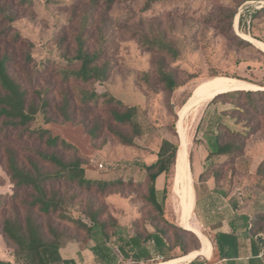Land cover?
<instances>
[{
    "label": "rangeland",
    "instance_id": "rangeland-1",
    "mask_svg": "<svg viewBox=\"0 0 264 264\" xmlns=\"http://www.w3.org/2000/svg\"><path fill=\"white\" fill-rule=\"evenodd\" d=\"M8 1V5L16 10V19L11 23L12 33L17 32L21 40L14 43L9 37L0 36V52L10 55V70L27 90V102L33 101L40 107L30 128L47 129L51 136H58L71 146L58 143L50 147L36 133L19 134L16 131L8 145L16 150L21 165L37 163L54 174L58 166L35 153V150H43L53 152L65 161L79 158L87 178L141 180L143 164L154 158L163 139L177 143L178 153L181 142L178 131L180 113L205 80L238 77L236 79L242 78L252 84H264V13L254 16L255 11L264 4L258 0H162L149 5H146V0H113L110 5L104 0H98V5L91 4L89 0ZM87 15L89 17L84 18ZM149 27L158 28L179 50L177 59L148 51L139 44L133 30L146 32ZM80 33L86 38L85 45L90 50L100 48L98 61H107L110 65L109 76L103 82L82 83L73 77L65 78L66 55L73 54L75 37ZM240 38L246 42L240 41ZM27 54L31 56L29 61L25 59ZM162 55L166 57V65L177 76L178 86L171 92L155 83L152 71V60ZM74 66L76 64L71 65ZM146 71H150L149 80L143 75ZM91 88L106 91L125 104L137 106L133 119L141 126L142 134L134 138L133 146L120 143L107 129L108 122L115 124L107 117V109L111 105L87 112L79 95L82 89ZM65 94L71 100L68 108L71 119L68 121L57 110ZM43 101L46 102L44 106ZM199 106L194 112L187 113L183 121L189 159L190 154L192 156L194 153L193 171L199 163V151L204 150L201 142L204 139L208 141L210 137L209 125L215 127L216 122L220 121L230 129L245 131L234 124L235 118L231 113L223 114L225 110L234 108L229 98H219ZM94 118H98L99 124L103 125L100 131L96 130V138L87 132V128L93 126ZM124 129L129 132L130 126ZM260 154H264L263 129L249 136L243 154L234 162L237 184L232 191H242V201L252 202L255 216L264 213V191L258 188L264 183V177L257 173ZM7 156V153L0 151V218L2 214L11 213V205L17 206L23 217L27 210L23 201L27 190L20 189L15 200L8 197L12 194V184L2 167ZM209 163L206 160L205 166L208 167ZM173 169L175 177L176 167L173 166ZM190 172L195 189L197 178L193 176L191 167ZM174 177L170 180L164 209L175 224L186 228L180 215L178 194L174 190ZM225 185H231L229 180ZM47 186L57 193V211L49 217L34 211L45 233L47 223L60 229L65 228L66 218L87 220L92 191L58 179L49 180ZM114 190L103 195L96 194L93 203L97 206L101 203L106 211L109 204L110 211L121 221L120 231L125 232L129 220L137 214L139 202L121 197ZM189 203L198 229L207 239L204 254L211 255L210 230L199 222L191 197ZM189 244L197 245V241L191 238ZM198 245L201 248L200 238ZM197 258L211 263L216 260L215 255L206 259L200 254ZM0 259L14 262L13 249L3 242L1 236ZM159 261L162 259L154 258L139 264Z\"/></svg>",
    "mask_w": 264,
    "mask_h": 264
},
{
    "label": "trees",
    "instance_id": "trees-1",
    "mask_svg": "<svg viewBox=\"0 0 264 264\" xmlns=\"http://www.w3.org/2000/svg\"><path fill=\"white\" fill-rule=\"evenodd\" d=\"M24 1L26 0H19V2ZM89 1L93 5H98V0ZM104 1L110 5L113 0ZM156 1L162 0H146V5ZM8 2L10 1L0 0V36L9 37L12 42L17 43L21 40L20 35L17 32L12 33L11 25L16 19V10L8 5ZM262 13H264V7L256 10L254 16ZM233 15L234 12L231 13V20ZM88 17L87 15L84 18ZM133 35L139 44L148 51L167 54L172 59H177L179 56V50L166 39L158 28L149 27L146 32L140 33L133 30ZM240 41L246 42L243 38H240ZM75 44L73 54L66 55L65 78L73 77L82 83L105 81L109 76L110 65L107 61H98L101 54L100 48L90 50L85 45L86 38L81 33L76 35ZM30 58V54L25 56L27 61ZM165 58L163 55L154 58L152 71L155 75V83L161 85V88L167 92H171L178 86V81L175 71L166 65ZM10 62V55L0 52V151H4L8 155L6 163L2 164L12 184V194L8 197L15 200L20 189L27 190L23 199L27 210L21 217L18 207L11 205V213L1 215L0 236L3 242L13 249L14 262L0 259V264H52V259L58 249L67 241L88 245L104 264H139L154 258L168 260L200 249L198 236L193 231L175 224L164 209L170 180L174 177L173 166L176 161L177 143L168 139L161 141L155 152L156 158L143 164L141 180L87 178L79 158L65 161L55 153L43 150H35V153L43 160L58 166V170L54 174L45 171L37 163H32L31 166L21 165L17 160L16 150L8 145L10 138L16 135V131L19 134L27 132L33 135L36 133L39 138L45 139L50 147L56 146L58 143L65 147L71 146L60 137L51 136L47 129L30 128V123L35 119L40 107L33 101L27 102V90L21 80L11 72ZM73 64H76V67H71ZM143 75L149 80L150 71L144 72ZM239 79L246 81L242 78ZM219 98H229L233 101L234 108L225 110L223 114L230 115L231 113V116L235 118L234 124L240 125L245 131L233 130L220 121L216 122V126L213 127L215 147L207 154L206 159L210 161L209 166L199 174L198 180L203 181L211 177L216 185L228 188L225 190L226 193H229L237 184V175L234 173L235 160L243 154L249 136L260 129L264 130V89L225 91L217 94L210 101L213 102ZM79 99L89 113H92L94 108L96 110V108L111 105L107 109V117L115 124L111 125L108 122L106 127L120 143L133 146L134 138L142 134L141 126L133 119L137 112V106L125 104L106 91H98L94 88L82 89ZM240 100L241 103L235 102ZM70 101L69 96L65 94L57 109L66 121L71 119L68 112ZM44 105H46L45 101L42 103V106ZM96 117L99 118V116ZM98 118H94L93 126L87 128V132L92 138L97 137V129L100 131L103 128V125L99 124ZM126 126H130L129 132L124 129ZM4 143L7 145L3 148ZM188 160L191 162V159L188 158ZM257 173L264 177V157L258 164ZM160 174L164 175V185L161 190H158L155 182ZM53 179L66 180L81 189L92 191L93 199L86 213L87 220L78 221L66 218L65 228L60 229L47 223V234L39 216L34 211L46 217L57 211V193L47 186V182ZM226 180H229L231 184L229 187L225 185ZM1 184L2 177L0 176ZM258 188L264 191V183ZM111 189H116L114 191L121 197L139 202V213L131 220L125 234L119 233L121 226L110 211L109 204L106 211L101 203L98 206L93 203L96 194L103 195ZM263 231L264 213L254 215L248 229L251 239L263 240L260 236ZM191 238L197 241V245L189 244ZM115 248L118 250L117 253L114 251ZM61 263L76 264L73 258L62 259ZM189 264L207 263L195 258Z\"/></svg>",
    "mask_w": 264,
    "mask_h": 264
},
{
    "label": "crops",
    "instance_id": "crops-1",
    "mask_svg": "<svg viewBox=\"0 0 264 264\" xmlns=\"http://www.w3.org/2000/svg\"><path fill=\"white\" fill-rule=\"evenodd\" d=\"M212 123V121H211ZM210 131V137L208 141L205 139L201 142L203 151H199L198 155V166L193 171V154L191 156L190 167L193 176L197 178V184L194 189L193 182L191 187L189 185L190 175L188 174V182L186 189V199L191 211L192 207L189 203V189L190 197L194 209L197 213V218L201 224L206 225L210 230L211 236V255H204L206 259L216 256L215 262H207V264H264V234L260 233L263 240L251 239L248 229L251 224V219L256 212L253 211L255 208L251 205L252 202L244 203L242 201V191L236 193L232 190L226 193L225 187L216 185L213 178H207L203 181L198 180V176L206 168L205 162L207 154L214 149V132L212 124L208 127ZM264 157V154H260L258 162ZM156 158L151 160L153 161ZM149 161V162H151ZM146 162V163H149ZM256 170V168H255ZM253 173V172H252ZM175 184V178H174ZM164 185V175L160 174L156 178L155 186L158 190H161ZM130 200V199H129ZM180 215L183 221L186 223V217L184 215L183 208L179 204ZM133 215L131 220L138 215ZM193 213V211H192ZM184 215V217H183ZM120 226L121 221L118 216H115ZM197 224V222H195ZM198 227V224H197ZM125 232L119 231L120 234ZM121 230V227H120ZM215 242V245H214ZM114 251L117 253L118 250L115 248ZM120 257V254L118 253ZM66 258H73L76 264H104L90 249L88 245H82L76 241H67L62 245L58 252L52 259V264H62L61 260ZM176 258V257H175ZM172 259V258H171ZM169 260V259H168Z\"/></svg>",
    "mask_w": 264,
    "mask_h": 264
},
{
    "label": "bare ground",
    "instance_id": "bare-ground-1",
    "mask_svg": "<svg viewBox=\"0 0 264 264\" xmlns=\"http://www.w3.org/2000/svg\"><path fill=\"white\" fill-rule=\"evenodd\" d=\"M234 89L256 90V89H264V86L252 84L250 82L247 83L244 80H240L236 78H228V77L207 79L204 81L199 91L190 97L183 111L180 113L178 131L181 136V142L176 158V172H175L176 175L174 177L175 178L174 190L175 193L178 194L179 204L183 208L184 215L186 217V228L188 230L195 232L199 236L202 245L198 251H192L176 258H172L169 260H162L152 264H184L191 258L199 254H204L207 249V245H208L207 239L198 229L191 208L187 202L188 199H186V189H187L190 166H189V160H188L189 156L186 148V142L183 136V130H184L183 121L187 113L194 112L200 107L199 105H201L202 103H206L212 100L211 98H213L220 92L234 90ZM191 183L192 181H191V172H190V179H189L190 187H191ZM189 197H190V189H189Z\"/></svg>",
    "mask_w": 264,
    "mask_h": 264
},
{
    "label": "water",
    "instance_id": "water-1",
    "mask_svg": "<svg viewBox=\"0 0 264 264\" xmlns=\"http://www.w3.org/2000/svg\"><path fill=\"white\" fill-rule=\"evenodd\" d=\"M257 2H259V3H261V4H264V0H258ZM192 93V92H191ZM190 93V94H191ZM212 99V98H211ZM176 156H177V154H176ZM175 167H176V161H175ZM200 255V254H199ZM199 255H197V256H199ZM197 256H195V257H193V258H191L190 260H188L187 262H185L184 264H189V263H191L193 260H195V258H197Z\"/></svg>",
    "mask_w": 264,
    "mask_h": 264
}]
</instances>
